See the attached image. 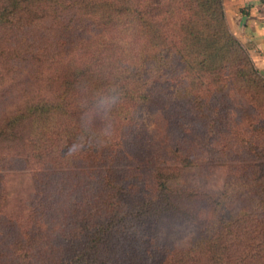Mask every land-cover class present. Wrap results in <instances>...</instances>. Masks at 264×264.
I'll use <instances>...</instances> for the list:
<instances>
[{
    "label": "rangeland",
    "instance_id": "obj_1",
    "mask_svg": "<svg viewBox=\"0 0 264 264\" xmlns=\"http://www.w3.org/2000/svg\"><path fill=\"white\" fill-rule=\"evenodd\" d=\"M123 2L134 8V0H40L0 30V127L30 105L60 100L76 109L71 122L79 125L76 131L72 117L49 112L23 123L15 138L0 139V264L54 263L102 227L112 264H158L167 248L185 247L199 234L208 204L198 193L221 194L264 164V105L249 102L224 70L217 84L193 71L204 75L195 87L192 71L181 68L178 41L174 49L164 42L175 52L170 66L140 84L151 102L126 95L139 85L137 53L149 39L134 15H120ZM162 2L164 32L177 37L195 4ZM161 47L153 43L145 53ZM113 88L120 104L85 127L94 98ZM179 90L184 94L175 97ZM105 124L110 134L102 136ZM181 166L187 171L176 192L189 201L178 202V211L126 215L154 195L155 168L178 174Z\"/></svg>",
    "mask_w": 264,
    "mask_h": 264
},
{
    "label": "trees",
    "instance_id": "obj_2",
    "mask_svg": "<svg viewBox=\"0 0 264 264\" xmlns=\"http://www.w3.org/2000/svg\"><path fill=\"white\" fill-rule=\"evenodd\" d=\"M38 1L40 0H4L0 5V30L21 11L31 10ZM186 1L195 4V11L177 27V37L172 38L168 32H164L163 27L167 24L168 17H161L164 14L162 0H134V8L128 3H120V15H134L138 32L144 33L149 39L147 44L140 46L144 48V52L137 53L136 83L139 85L134 90H126V95L141 105L151 102V95L140 84H144L149 73L163 72L170 66L175 52L166 50L164 42L174 49L178 41L180 47L176 54L181 68L186 72L192 71L188 79L190 83H196L195 87L198 83L204 85L201 81L204 75L193 71L211 74L213 78L209 83L213 81L217 84L218 80L225 78L221 75L224 70L227 72L224 76L231 79L249 102L257 107L264 105V76L256 68L245 46L230 31L224 0ZM150 3L153 5L150 6ZM111 5L112 3L108 4V9H111ZM153 43H161V50L145 53ZM127 69L134 70L130 67ZM182 92L184 94V91H175L174 96L180 97ZM64 93L65 91L62 94ZM49 112L68 115L72 117L68 119L70 122L76 120L73 118L76 109L68 108L65 100L37 103L7 119L0 127V139L12 135L15 138L19 134L16 129L23 123H30ZM71 124L73 129L76 130L77 127L79 130L78 124ZM186 162L183 159L181 163L187 166ZM186 171L183 166L177 170L178 174L174 171L167 172L164 168H155L154 195L150 199L134 203L126 215L143 219L156 218L166 210L178 211V202L189 201L176 192L182 191L179 176ZM199 196L208 204V216L201 225L199 234L185 247L167 248L158 264H264V164L256 168L251 177H245L239 183L226 184L221 194L198 193L197 199ZM237 199H242L240 209L225 216V207ZM247 203H253L255 208L247 211ZM107 232V228L102 227L89 235L83 244L71 243L65 253L50 264H112L107 258V247L103 239ZM236 252H239L238 256L233 255Z\"/></svg>",
    "mask_w": 264,
    "mask_h": 264
},
{
    "label": "crops",
    "instance_id": "obj_3",
    "mask_svg": "<svg viewBox=\"0 0 264 264\" xmlns=\"http://www.w3.org/2000/svg\"><path fill=\"white\" fill-rule=\"evenodd\" d=\"M224 9L230 31L264 76V0H224Z\"/></svg>",
    "mask_w": 264,
    "mask_h": 264
},
{
    "label": "clouds",
    "instance_id": "obj_4",
    "mask_svg": "<svg viewBox=\"0 0 264 264\" xmlns=\"http://www.w3.org/2000/svg\"><path fill=\"white\" fill-rule=\"evenodd\" d=\"M119 102L120 96L114 88L99 92L94 98L92 109L85 112L82 116L84 126L90 127L94 117H100L102 120H106L108 114ZM109 130L110 124H105V126L100 129V134L102 136H107L110 134Z\"/></svg>",
    "mask_w": 264,
    "mask_h": 264
}]
</instances>
